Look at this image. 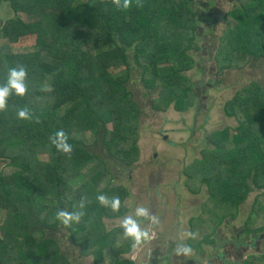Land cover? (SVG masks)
Segmentation results:
<instances>
[{
  "label": "trees",
  "instance_id": "trees-1",
  "mask_svg": "<svg viewBox=\"0 0 264 264\" xmlns=\"http://www.w3.org/2000/svg\"><path fill=\"white\" fill-rule=\"evenodd\" d=\"M212 4L128 0L123 7V0H0V8L9 11L0 20V84L9 68L26 70L24 94L10 92L0 109V264H71L58 242L63 228L95 264H133L120 255L130 252L134 241L119 225L107 229L103 221L129 210V191L114 183L110 169H126L139 157L142 109L128 88L133 71L153 110L184 112L196 98L195 110L202 107L203 92L197 94L195 80L187 75L200 61L192 52L210 58L215 74L264 59V0H230L222 6L223 27L211 42L198 28L203 19L210 32L206 17L216 15ZM25 36L32 42L19 44ZM20 108H27L30 118H18ZM221 110L236 125L210 131V147L183 169L189 192L205 187L201 211H219L210 227L202 216L190 221V249L214 242L217 227L237 216L254 189L263 191L242 229L264 232V82L249 81ZM61 129L72 146L69 153L49 141ZM99 194L118 197V209L101 205ZM61 209L80 213L79 221L64 224L56 217ZM225 264H264V253L251 251Z\"/></svg>",
  "mask_w": 264,
  "mask_h": 264
},
{
  "label": "rangeland",
  "instance_id": "rangeland-1",
  "mask_svg": "<svg viewBox=\"0 0 264 264\" xmlns=\"http://www.w3.org/2000/svg\"><path fill=\"white\" fill-rule=\"evenodd\" d=\"M229 2L230 0H213V6L211 7H216L218 12L215 13L216 16H214L213 13H210V16L206 17V21L211 20L212 24L216 25V22H213V20H218V28L215 29L216 33L223 27L222 23V25H220V21H222L221 16L224 12L222 6L227 7ZM8 16L9 11L7 7L2 5L0 8V20H3ZM204 21L205 20L201 19L199 25L203 27V32L207 33L208 31L205 26L206 22ZM32 40L33 37L25 36L22 37L18 43L28 44L29 42H32ZM196 42L197 45H201L198 37L196 38ZM204 49L206 50V48ZM201 51L202 49L199 53H201ZM192 54L195 60L203 58L202 56L198 58V54L195 52H192ZM209 64L210 61L205 59L204 65L206 67V73L207 75H210L211 81L214 78H217L216 83L206 90V98L201 100L202 107H200V109L195 110V104L198 103L196 98L195 104L184 112L175 111L171 107L166 111L153 110L149 104L148 94L138 78L137 69L133 71L132 79L128 82V88L133 94V99L142 109L139 116L138 126L139 157L136 162L126 169H124V167H119L118 170L115 166L110 169L114 175V183L125 186L128 189L130 196L128 199L129 210L124 216L113 219H103L107 229L119 225L120 221L125 216L133 215L135 209L142 206L148 209L150 216L156 217V222L153 223L152 221H149L148 218H145L143 222L140 221L141 217H135V219L140 224V227L144 229L145 224L148 226H155L161 223L163 229L160 228V230H158L159 236L154 238V240L159 246L165 247L166 243L163 240H166L169 246L174 242L171 240V237L173 238L174 235L171 227L175 226V224L177 225L176 228L179 230V237L183 240L184 236L187 235V232H190V221L193 223L194 220L202 216L206 223L204 226L210 227L212 219H216L215 216L219 214L218 210L215 209L208 211V214L201 211V202L207 194L204 185L202 184L203 186L196 194L189 192L185 186L186 181L183 169L194 159L201 156V150L204 147H210L206 141L207 134L210 131L226 125L230 127L236 125L233 118L224 116L221 107L225 100L231 97L237 89L249 83V81L256 80L262 83L264 82V59H250V61L244 66L224 69L218 71L216 74H212L210 71L208 72ZM132 68L134 69V67ZM201 68H203L202 65L200 67L198 66V68L194 67L187 72V75L192 80H197L201 77ZM107 125L109 126L110 124ZM41 157L45 158V155H41ZM109 161L110 159L107 160V163ZM0 165L3 166L4 162L0 163ZM159 168L164 171L162 177L167 178L162 179L164 183H167L171 179L169 178V174L174 175L173 178H176L178 173L180 174V180L175 186V190L180 193V199L177 201V197L173 196L171 193L168 194L167 198L171 201L166 207H164L166 208L167 218H161L160 220H158L162 212L160 206L157 205V207L154 208V211H150V208L152 207L150 202L153 201V196H151L152 188H150L148 184V182L151 181L152 176L156 179V176L159 175ZM262 191V189H254L251 191L245 201L239 205L237 216L231 219L225 227L223 224L220 225V231L222 232L221 237L223 239L227 240L232 236L234 232L233 227L237 230L240 229V241L249 240L251 238V234H245L242 229L243 221L249 213L254 198L259 193H262ZM160 199H162V197H160ZM172 208L177 210L175 212L177 214V219L176 214L173 216L174 212H172ZM2 216L3 211L0 210V222ZM158 221L160 222L158 223ZM156 228L157 227H153L154 230H156ZM150 231L152 232V229H150ZM255 234L261 235L260 237L262 238L264 237V232H258ZM59 238L60 240L58 242L60 249L69 259L71 264H95L92 255H82L80 253L79 247L67 236V230L64 228L61 229ZM219 241V238L214 239L216 245ZM252 247H256L257 251L260 250V247L264 250V243H262L260 247L253 243ZM132 248L133 251L136 250V247L132 246ZM137 248L139 250V245H137ZM250 248L251 247H248V249ZM214 250V248L212 249L207 244H202L198 248H191L186 256H194L195 261L197 262L196 264H206L209 260L210 262L215 261ZM129 256H133V253L126 252L120 255V257L123 258ZM134 257L138 260L136 254ZM221 260L223 261L221 264L232 262L230 257H225V259Z\"/></svg>",
  "mask_w": 264,
  "mask_h": 264
},
{
  "label": "flooded vegetation",
  "instance_id": "flooded-vegetation-1",
  "mask_svg": "<svg viewBox=\"0 0 264 264\" xmlns=\"http://www.w3.org/2000/svg\"><path fill=\"white\" fill-rule=\"evenodd\" d=\"M214 12H218L216 7L214 8ZM210 14V13H209ZM216 16V15H214ZM218 20H213V22H216V25L212 24L209 25L210 32L208 31L203 32V27L200 26L198 28V33L199 35L202 36V38L204 39V41L211 39V42L214 40V36H215V31H212V29H216V26H218L217 23ZM205 26L207 27V24H205ZM214 33V34H213ZM213 39V40H212ZM207 43V42H205ZM209 45V44H208ZM210 46V45H209ZM210 49V48H209ZM204 53V50L202 51ZM208 61L210 60V58H206ZM205 58H200V61L196 64V66L200 67L202 65L203 69L201 71V77L197 80H195V84H196V92L199 95L200 93L203 92V94L199 95V100H203L206 98L205 95V91L206 89L210 86H212L214 83H216L217 78H214L211 81L210 75H207L206 73V67H205ZM208 72L210 71L212 74H215L210 67L208 68ZM209 74V73H208ZM160 169V168H159ZM162 175H164V171L163 169H160L159 175L155 177L152 176V179L150 182H148L150 188H152V193L151 196H153V201H151V205L152 207L150 208V211H154V208L158 206L161 207V215L160 218L158 220H160L161 218H167L166 216V207L168 205V203H170V201L168 200L167 196L169 193H171L173 196L177 197V201L180 199V193L177 192L175 189L176 184L178 183V181L180 180V174H177L176 178H173L174 175H170L169 174V178H171L167 183H164L162 181V179H167L166 177H162ZM149 179V178H148ZM175 180V181H174ZM160 197H162V199H160ZM160 201V202H159ZM164 202V203H163ZM161 203V204H158ZM163 207V208H162ZM177 210H174V208H172V212H174L175 216V212ZM159 216V215H157ZM147 217H141L140 221L143 222L144 219ZM162 219V220H163ZM176 219H177V214H176ZM151 221V220H149ZM160 221H158L159 223ZM229 220L227 222L222 223L223 226L225 227L228 224ZM150 225V224H149ZM221 225V224H220ZM220 225L217 227L216 232L214 233V239L215 238H219L220 241L218 242V244L216 245L215 242L212 243H208L207 245L210 246L212 249L214 248L215 250V261L214 262H209L206 264H221L223 261L221 259H225V257H230L233 260H235L236 258H238L240 256V258L243 257V255L245 253H249V252H254V253H264L263 248L260 247V245L262 243H264V237H260L261 235H256L254 233H250L251 234V238L249 240H239V232L240 229H236L235 227H233V234L232 236H230L227 240L223 239L222 236V232L220 231ZM145 229H148L150 231V229H152V232L150 231V233L154 234L152 235L151 239H147L144 240L142 239V241L140 242V244H136V250H130L131 254L133 253V255H137L138 256V260L136 259V257L133 259V256H129L128 258L132 259L133 264H196L197 262L195 261L194 256H186V254H181V255H176L175 254V249L177 247L180 246H184L189 242V234L190 232H187V235L184 236V239L181 240L179 237V230L176 228L177 225L175 224V226H172L171 228L173 229L172 232L174 233L173 238L171 237V240L174 241L173 243H171L169 246L168 242L166 240L165 241L166 245L164 246H159V244H156L154 238H156L157 236H159V231L161 227V223L157 224V225H150L148 226L147 224H145ZM153 227H157L156 230L153 229ZM163 229V228H162ZM237 231V233H236ZM181 232V231H180ZM172 233V234H173ZM169 237V236H168ZM153 239V240H152ZM152 240V241H151ZM180 241V243H179ZM185 241V243H184ZM161 243V242H160ZM255 243V245L257 244L260 247V250L257 251L256 247H252V244ZM137 245H139V250L137 248ZM153 246V247H151ZM248 247H251L250 249H248ZM139 251V252H138ZM231 251V252H229ZM225 264V263H224Z\"/></svg>",
  "mask_w": 264,
  "mask_h": 264
},
{
  "label": "clouds",
  "instance_id": "clouds-1",
  "mask_svg": "<svg viewBox=\"0 0 264 264\" xmlns=\"http://www.w3.org/2000/svg\"><path fill=\"white\" fill-rule=\"evenodd\" d=\"M119 4V0H117ZM128 6V0H123V7ZM25 76L26 70L23 66L19 67H11L8 69V73L3 84H0V109L4 108L6 103V98L9 96L10 92H14L18 95H23L26 90L25 84ZM17 117L20 119H28L30 118V112L27 108H20L17 110ZM50 143L55 147L56 150L69 153L71 151V144L68 143V138L64 131L57 130L52 135L49 136ZM97 201L101 205H105L110 207L112 210H116L119 207V198L113 197L108 198L104 194H99L96 197ZM80 213L78 212H68L63 209L57 211L56 217L60 219L64 224H68L71 222L79 221ZM135 217H147L153 223L156 222L155 216H150L148 209L145 207H137L134 211L133 215L125 216L119 224V227L123 230V235L126 237H130L134 241L133 247L136 244H139L142 239L147 240L152 238V233L148 229H144L140 227V224L137 222ZM193 235V234H189ZM190 252V248L187 245L177 247L175 249L176 255L188 254ZM135 258L134 255L132 257Z\"/></svg>",
  "mask_w": 264,
  "mask_h": 264
}]
</instances>
